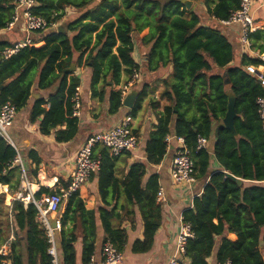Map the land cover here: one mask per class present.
Returning <instances> with one entry per match:
<instances>
[{
  "label": "trees",
  "instance_id": "1",
  "mask_svg": "<svg viewBox=\"0 0 264 264\" xmlns=\"http://www.w3.org/2000/svg\"><path fill=\"white\" fill-rule=\"evenodd\" d=\"M13 1L0 0V29L13 15ZM34 1L33 13L44 17L48 26L60 22L66 16V8H73L76 15L67 19L66 32L49 31L50 27L48 31H39L34 34V44L7 58L2 56V51L11 45L0 41V104L9 101L19 109L27 104L33 86L46 91V96L34 99L30 120H39V129L44 134L65 124L66 129L58 131V139L68 140L76 130L72 96L79 79L75 70L65 69L72 63L76 68H90V86L95 94L99 82L103 88L111 87L120 82L122 72L130 75L134 68L138 69L132 58L134 40H138L140 45L148 47L147 71L171 66L170 74L162 80L161 95L167 104L146 142V162H161L168 148L166 139L173 132L183 138L194 160L196 181L203 183L202 192L182 213V220L190 224L193 237L187 240L184 261L180 264H209L211 256L217 264L225 261L264 264V123L256 103L258 97H264V88L246 70L249 64L258 65L260 58L247 55L239 43L242 56L238 64H232L235 51L227 37L220 29L202 24L201 15L193 8L187 10L178 0ZM238 4L239 0H217L208 12L219 21L227 18ZM247 37L252 50L264 53V29L252 30ZM225 79L229 80L228 85ZM227 89L235 95L233 125L237 135L225 126L217 127L226 112ZM106 95L109 112H117L122 106L120 92L111 89ZM144 95L145 90L141 89L130 109L131 115L139 110ZM215 127L217 137L210 134ZM197 135L208 141L213 139L212 148L197 150ZM93 154L101 157L100 169L94 175L98 176L103 199L111 185H114L112 192L119 194L112 172L115 157L109 156L104 147ZM16 155L14 147L0 136V183L8 181L6 170ZM145 169L144 163L133 164L122 189L143 222V239L135 240L131 247L135 253L150 249L162 217L161 204L156 202L157 175H150L143 184ZM229 174L241 179V183ZM43 189L40 187L34 198H39ZM128 209L120 215L115 208L110 211L98 208L104 241L109 240L121 252L126 234L113 228L110 220L132 215L134 211ZM12 212L14 241L7 255H0V261L6 258L10 264H51L47 253L49 243L44 228L36 220L34 204L29 202L24 206L16 200ZM91 215L93 212L84 208L78 191L67 197L59 236L55 234L62 264L75 262L76 236L66 226L67 221ZM21 241L25 242L24 249L17 248ZM93 252L91 238L84 242L83 263Z\"/></svg>",
  "mask_w": 264,
  "mask_h": 264
},
{
  "label": "crops",
  "instance_id": "2",
  "mask_svg": "<svg viewBox=\"0 0 264 264\" xmlns=\"http://www.w3.org/2000/svg\"><path fill=\"white\" fill-rule=\"evenodd\" d=\"M217 0H211L207 3L204 0H192L191 8L201 15L202 24L214 26L227 37L233 45L235 58L232 64H238L242 52L239 46V37L241 27L238 23L221 25L208 12ZM76 15L73 8H66V16L50 30H56L57 26L67 19ZM251 15L255 23V29H264V0H252ZM48 31V29H47ZM24 36L22 21L16 22L10 29L5 27L0 29V41L7 42L9 45L20 41ZM141 50V51H140ZM148 47L140 45L138 40H134V50L132 52L133 60L138 64L140 79L136 85L139 93L145 90V95L140 103V108L135 115L130 114V109L123 104L115 113L109 112V97L106 95L109 90H117L129 77L122 72L120 82L111 87H102L101 82L96 86V93L92 92L90 86L91 69L76 68L75 73L79 79L80 87L79 102L80 115L76 117V130L72 138L68 140H59L58 131L66 129V125L50 130L44 134L39 129V120H30V109L35 98L46 96L47 92L32 87L30 98L27 104L16 109L14 118L8 126V135L10 144L14 147L19 156L26 179L32 184L30 193L33 195L43 187L41 195L49 194L50 191H58L64 188L70 181V175L74 168V160L77 150L84 140L94 132L103 131L117 124L124 116L132 117V127L138 137V146L134 151L123 152L113 158L112 172L117 179L116 185L120 191L119 194L112 192L111 185L107 188V194L103 199L99 190L98 176L90 177L88 181L82 184L78 189V195L83 201L84 208L92 211L93 215L86 219L77 218L74 221H67L66 226L73 229L76 236L74 242L75 262L73 264H83L84 242H89L93 238L94 258L101 261V248L105 233L98 210L105 208L108 211L116 209L121 214L125 213L126 208L134 211L132 215L124 218H111L113 228L122 229L126 234V242L122 249V261L119 264H168L169 259L175 253L176 237L180 227L182 213L192 206L193 198L202 192L203 183L197 180L192 186L176 185L169 176V167L174 151L178 145L173 132L168 136L169 144L166 154L158 164H149L146 162L145 145L150 133L156 128L157 117L167 104L166 99L161 95L163 84L162 80L171 72V66L160 67L155 71H147L146 52ZM140 51V52H139ZM141 53V54H140ZM257 51L248 49L246 54L256 57ZM140 58L138 59V57ZM110 84V81H107ZM101 91L103 94L100 95ZM35 93L36 95H33ZM214 122L213 125H215ZM167 140V139H166ZM213 139L208 141L207 147L212 148ZM99 146L95 148V153L100 151ZM37 159L36 161L34 160ZM135 163H144L146 166L143 177V184L152 174L157 175L158 190H161L160 198L156 202L161 204L162 217L161 222L154 234L153 242L147 252L135 253L131 247L135 240L143 239V222L137 208L129 204L122 189L127 182V174L130 167ZM213 167L215 162L212 161ZM8 181L0 183V246H6L10 249V243L14 241L13 235V212L12 203L16 201L17 192L28 193L23 189L21 180V166L18 163L10 164L6 170ZM67 200V199H66ZM66 200L60 206L57 214L51 217L59 218L66 206ZM116 203V204H115ZM25 206V204H24ZM128 209V210H129ZM59 236V231H57ZM17 245V244H16ZM25 242L21 241L17 248L24 249ZM58 252L61 250L58 244ZM209 264H217L213 256L209 257Z\"/></svg>",
  "mask_w": 264,
  "mask_h": 264
},
{
  "label": "built area",
  "instance_id": "3",
  "mask_svg": "<svg viewBox=\"0 0 264 264\" xmlns=\"http://www.w3.org/2000/svg\"><path fill=\"white\" fill-rule=\"evenodd\" d=\"M36 2L34 0H14V12L11 19L5 26L6 29H10L16 22L22 21V27L24 36L23 38L6 47L2 51L4 58L9 57L19 49L34 44V34L39 31H44L49 27H53L55 24L48 26L46 19L42 16L33 13L32 9ZM252 0H239L238 7L230 12L229 16L225 19H220L221 25H228L231 23L240 24L241 31L239 37V43L243 50L246 52L250 50V41L247 37L248 33L255 28V23L251 15ZM256 56L260 58L261 62L258 65L249 64L246 66V70L255 75L261 86L264 88V53H256ZM140 79V73L137 68L132 70L127 80L118 89L120 92L121 102L127 93L136 87ZM80 87L77 85L72 96V115L78 117L80 115V102H79ZM258 105V113L264 123V97H258L256 100ZM16 109L15 106L5 101L0 104V136L10 142L8 135V126L11 124ZM132 117L130 115L124 116L117 124L109 129L91 133L81 144L74 160V168L70 175V181L67 188H61L58 191H54L49 194L41 195L39 198H34V195L30 193L32 184L26 179L25 172L18 155L11 161L12 163H18L21 166V180L23 183V189L28 190L25 195L22 192H17L16 199L27 205L29 202L33 203L37 209L36 220L44 228L49 246L47 253L51 256V264H62L59 259L58 249L56 245L55 234L60 230V218L59 215L55 218V227H52L50 218L52 214H57L62 203L70 196L71 193L78 191L79 187L90 179V177L96 174L101 165V157L99 155L94 156V150L97 146L107 149L109 156L117 157L123 152L134 151L138 146V137L133 131ZM177 140V147L174 151L169 167V176L173 183L176 185L192 186L196 182L194 160L190 156V152L187 149L182 137L175 136ZM167 145L169 144V138L167 137ZM208 140L202 135H197L196 149H205L207 147ZM162 191H157V197L160 198ZM193 237L190 224L184 222L181 217L180 227L176 237L175 253L171 256L168 264H180L184 261L185 246L187 240ZM6 246H0V255L6 256L8 253ZM101 261H97L94 255H91L89 260L83 264H119L122 261V252L117 250L112 242L106 240L102 244L101 248ZM0 264H10V261L6 258L1 259ZM223 264H229V261H225Z\"/></svg>",
  "mask_w": 264,
  "mask_h": 264
},
{
  "label": "water",
  "instance_id": "4",
  "mask_svg": "<svg viewBox=\"0 0 264 264\" xmlns=\"http://www.w3.org/2000/svg\"><path fill=\"white\" fill-rule=\"evenodd\" d=\"M178 1H180L185 6V8L187 10H189L191 8L192 0H178ZM66 24H67V22L60 23L56 28V32H58V33L59 32H66ZM90 64H91V62H90ZM75 69H76V64L72 63L68 68L65 69V71L70 72V71H74ZM224 83H225V85H228L229 80L225 79ZM33 95H36V94L33 93ZM138 95H139V90L136 88H133L129 93L126 94V96L124 97V99L122 101V104L125 107L132 108ZM226 95H227L226 112H225V114L221 120V123L217 124V127L225 126L226 128L230 129L234 135H237L236 130H235L234 125H233V120L236 117L235 95L230 89L226 90ZM212 124H214V122H212ZM217 127H215L210 132V134L213 137H217ZM229 176L231 178H233L239 184L242 181L241 179L236 178L230 174H229ZM50 223H51L52 227H55V218L54 217L50 218ZM260 245H262V241H260Z\"/></svg>",
  "mask_w": 264,
  "mask_h": 264
},
{
  "label": "rangeland",
  "instance_id": "5",
  "mask_svg": "<svg viewBox=\"0 0 264 264\" xmlns=\"http://www.w3.org/2000/svg\"><path fill=\"white\" fill-rule=\"evenodd\" d=\"M140 51H141V50H140ZM140 51H139V52H140ZM140 54H141V53H140ZM139 58H140V56L138 57V59H139ZM139 73H140V72H139Z\"/></svg>",
  "mask_w": 264,
  "mask_h": 264
}]
</instances>
